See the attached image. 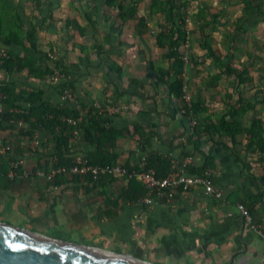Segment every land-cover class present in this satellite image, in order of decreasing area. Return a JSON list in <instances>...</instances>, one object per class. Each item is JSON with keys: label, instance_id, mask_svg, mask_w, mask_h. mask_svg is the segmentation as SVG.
Returning a JSON list of instances; mask_svg holds the SVG:
<instances>
[{"label": "rangeland", "instance_id": "obj_1", "mask_svg": "<svg viewBox=\"0 0 264 264\" xmlns=\"http://www.w3.org/2000/svg\"><path fill=\"white\" fill-rule=\"evenodd\" d=\"M5 1L20 15L31 40L0 53L35 57L47 65L52 74L39 82L53 90L59 105L66 93L68 105L91 107L98 115L124 106L112 115L137 112L146 121L157 116L153 127L160 135L173 120L192 137L224 117L240 127L233 147L240 153L247 136L264 140V0ZM177 29L183 34L176 61L182 99L169 93L178 69L169 35ZM166 32L168 38L157 45ZM109 65L113 71L107 70ZM14 74L33 88L24 71ZM245 149L262 178L259 153L246 144ZM260 185L255 202H264V181ZM133 256L161 262L147 251Z\"/></svg>", "mask_w": 264, "mask_h": 264}, {"label": "crops", "instance_id": "obj_2", "mask_svg": "<svg viewBox=\"0 0 264 264\" xmlns=\"http://www.w3.org/2000/svg\"><path fill=\"white\" fill-rule=\"evenodd\" d=\"M13 46L21 45L0 39V50ZM14 73L0 70V82L12 84L15 92L42 90L43 101L52 107L60 104L53 90L40 85L44 79L28 78L34 85L29 88ZM63 105L80 108L68 102ZM104 118L108 127L132 131L137 126L140 130L115 141L112 152L117 155L116 163L138 168L148 154H161L170 164L187 161L189 167L205 168L214 176L222 189V200L207 198L198 189L179 190L172 204L148 208L137 202L139 197L133 200L141 185L125 177L95 182L89 176L57 175L48 182L36 172L58 166L54 134L37 129L27 135L22 126L11 122L0 129V140L11 148L8 154L0 155V223L131 257L147 251L150 257H160L159 264H264L263 238L242 223L236 209L238 204L250 206L253 221L264 225V202H255L257 189L251 178L258 179L262 171L244 151L247 142L241 145L244 150L240 153L233 148L236 140L233 144L227 135L212 128L190 137L173 120L160 135L153 127L157 116L154 121H146L137 112L109 113ZM69 144V158L76 153L91 154L95 149L78 133ZM125 192L128 197H123Z\"/></svg>", "mask_w": 264, "mask_h": 264}, {"label": "trees", "instance_id": "obj_3", "mask_svg": "<svg viewBox=\"0 0 264 264\" xmlns=\"http://www.w3.org/2000/svg\"><path fill=\"white\" fill-rule=\"evenodd\" d=\"M175 33L177 37H175ZM175 33H171L169 38L171 39L170 54L174 59L173 67L176 69L179 67L176 65V61H179V42L182 41L180 36L183 34L178 29ZM164 38H168V32L159 35L157 45H161ZM0 39L13 42L16 45H23L25 42L31 40L30 34L22 29L19 14L5 0H0ZM107 67L109 71H113L110 65ZM0 70H4L7 73L24 71L27 78L36 80H43L52 74V70L40 59H36L35 57H18L10 53L0 54ZM236 74L241 80H244L241 73ZM175 75L176 79L169 84V93L176 99H182V83L181 79L178 78L180 76L179 68L175 71ZM0 92L4 96L0 100L2 106L0 129L2 128V124L15 123L21 120L23 124L21 130H25V134L27 135H30L33 130L37 129L54 134L53 141L57 145L59 152L56 162L58 166L67 165L71 162V158L68 156L69 142L75 131L81 134L86 142L94 146V152L86 156L91 163L97 165L116 163L117 155L112 152L115 141L122 137H131L140 131L137 126H133L132 131L108 127L107 119L103 115H98L91 107L81 106L78 110L64 105L52 107L43 101L42 90L15 92L12 84L0 82ZM78 117L81 119L77 127L71 126L65 121L67 118L76 119ZM237 124L232 121H226L223 117L211 128L227 135L234 144L235 137L240 134V127ZM248 133L250 134L249 131ZM246 142L248 148L254 147L259 153V162L264 163V140L255 142L247 136ZM206 161H210V157L206 156ZM170 166L171 164L165 156L161 154H148L144 161L143 170H153L157 176L162 177L168 173ZM125 167L130 173L141 170L139 167L130 168L127 165ZM187 170L189 173L197 174L206 172L205 168L195 170L192 167H188ZM251 178L257 189V197H261L260 181H264V176L258 179L254 176H251ZM129 180L134 181L132 178ZM145 194L146 191L140 186L139 193L133 200L138 197L141 198ZM123 197H128V194L125 192ZM245 207L248 208V206ZM248 209L250 210V208ZM250 212L252 211L250 210Z\"/></svg>", "mask_w": 264, "mask_h": 264}, {"label": "built area", "instance_id": "obj_4", "mask_svg": "<svg viewBox=\"0 0 264 264\" xmlns=\"http://www.w3.org/2000/svg\"><path fill=\"white\" fill-rule=\"evenodd\" d=\"M4 98L0 92V100ZM70 96L64 94L62 97L63 104L68 101ZM125 108L124 106H116L108 108L110 114L114 112H120ZM2 106L0 104V113ZM80 117L76 119H65L66 123L71 126L77 127L80 123ZM17 125L21 127L22 121H16ZM77 134V131L74 132ZM10 145L0 140V155H6L10 152ZM189 163L187 161H181V163H171L170 169L165 176H157L153 170H143L144 162L139 167L141 170L138 172L130 173L124 165L104 164L97 165L89 161L87 156L82 153H76L71 157V162L67 165H59L51 168L46 172L37 171L36 176L45 179L48 182H52L57 175H79L89 176L92 181H99L106 177H125L127 179H134L138 182L146 194L138 199V203L145 207H152L157 204H172L175 200V194L177 191H188L192 189H198L201 193L214 200H222L223 192L218 185L216 179L209 172L201 174L189 173L187 168ZM236 209L242 223L251 231L260 235L264 240V225L258 224L253 221L250 210L242 204L236 205Z\"/></svg>", "mask_w": 264, "mask_h": 264}, {"label": "water", "instance_id": "obj_5", "mask_svg": "<svg viewBox=\"0 0 264 264\" xmlns=\"http://www.w3.org/2000/svg\"><path fill=\"white\" fill-rule=\"evenodd\" d=\"M0 264H151L0 223Z\"/></svg>", "mask_w": 264, "mask_h": 264}]
</instances>
